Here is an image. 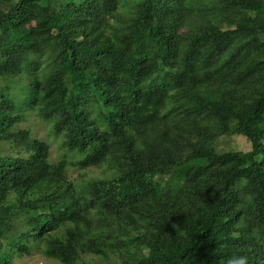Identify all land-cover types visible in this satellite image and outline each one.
<instances>
[{"label":"trees","instance_id":"trees-1","mask_svg":"<svg viewBox=\"0 0 264 264\" xmlns=\"http://www.w3.org/2000/svg\"><path fill=\"white\" fill-rule=\"evenodd\" d=\"M36 252L264 264V0H0V264Z\"/></svg>","mask_w":264,"mask_h":264},{"label":"rangeland","instance_id":"rangeland-1","mask_svg":"<svg viewBox=\"0 0 264 264\" xmlns=\"http://www.w3.org/2000/svg\"><path fill=\"white\" fill-rule=\"evenodd\" d=\"M24 127H30L33 133L43 141H45L50 147V158L52 161L60 160L64 151L60 149L59 140L54 139L50 135L49 126L44 122L30 117L27 122L22 124ZM214 148L217 152L229 151V150H240L248 151L250 149V143L248 140L241 135H233L229 137L218 138L214 143ZM68 175L74 179L78 180L79 178H88V177H102L103 170H97L95 168L87 170H79L73 167H70L67 170ZM161 181V179H158ZM174 185L180 184V177L174 178ZM15 264H58L57 262L45 258L40 253L36 252L30 256H23L22 258H15Z\"/></svg>","mask_w":264,"mask_h":264},{"label":"clouds","instance_id":"clouds-1","mask_svg":"<svg viewBox=\"0 0 264 264\" xmlns=\"http://www.w3.org/2000/svg\"><path fill=\"white\" fill-rule=\"evenodd\" d=\"M226 264H248V259L244 255L233 254L227 258Z\"/></svg>","mask_w":264,"mask_h":264}]
</instances>
